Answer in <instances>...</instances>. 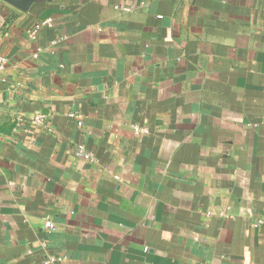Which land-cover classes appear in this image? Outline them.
Listing matches in <instances>:
<instances>
[{
	"label": "crops",
	"instance_id": "1",
	"mask_svg": "<svg viewBox=\"0 0 264 264\" xmlns=\"http://www.w3.org/2000/svg\"><path fill=\"white\" fill-rule=\"evenodd\" d=\"M0 55V264H264V0H0Z\"/></svg>",
	"mask_w": 264,
	"mask_h": 264
},
{
	"label": "water",
	"instance_id": "2",
	"mask_svg": "<svg viewBox=\"0 0 264 264\" xmlns=\"http://www.w3.org/2000/svg\"><path fill=\"white\" fill-rule=\"evenodd\" d=\"M7 3L11 4L15 8L19 9L22 12H29L35 4L44 3L50 0H4Z\"/></svg>",
	"mask_w": 264,
	"mask_h": 264
},
{
	"label": "built area",
	"instance_id": "3",
	"mask_svg": "<svg viewBox=\"0 0 264 264\" xmlns=\"http://www.w3.org/2000/svg\"><path fill=\"white\" fill-rule=\"evenodd\" d=\"M47 23L48 22H44L43 25H46ZM6 64H7L6 59L0 55V80H2V74L6 69ZM44 120H45V116L37 115V116H35L33 123H34V125H42L44 123ZM46 226L50 230L55 229V226L52 222H47Z\"/></svg>",
	"mask_w": 264,
	"mask_h": 264
}]
</instances>
